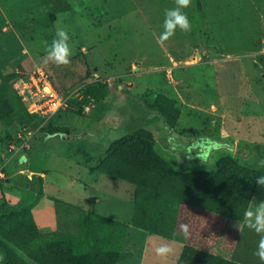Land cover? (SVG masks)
Wrapping results in <instances>:
<instances>
[{
    "label": "rangeland",
    "instance_id": "obj_1",
    "mask_svg": "<svg viewBox=\"0 0 264 264\" xmlns=\"http://www.w3.org/2000/svg\"><path fill=\"white\" fill-rule=\"evenodd\" d=\"M173 6L174 0H0V70L10 105L0 114V205L30 202L43 231L79 227L74 220L80 207L55 203L43 214L40 205L48 200L35 195L31 181L32 170L40 168L57 200L85 203L88 185L94 188L90 202L99 195L93 211L128 223L116 264H177L186 245L240 264H260L253 255L260 237L244 220L181 203L173 234L157 235L133 212V184L84 167H95L104 156L100 139L82 136L95 129L96 121L100 128L117 126L119 136L150 126L156 152L183 172L214 170L223 157L249 168H256L258 155L264 159V0H192L184 10L191 31L177 29L161 44L163 13ZM59 27L68 31L73 52L66 66L45 59V42L51 43ZM36 67L73 95L52 117L29 113L13 86ZM148 92L175 100L180 114L172 129L155 118ZM78 110L83 115L75 114ZM105 117L118 121L113 126L102 121ZM45 125L66 127L69 134L51 139L55 136L42 131ZM18 135L29 136L28 146L10 158L8 145ZM262 201L264 187L257 185L249 208ZM164 245L171 254L157 256Z\"/></svg>",
    "mask_w": 264,
    "mask_h": 264
},
{
    "label": "trees",
    "instance_id": "obj_2",
    "mask_svg": "<svg viewBox=\"0 0 264 264\" xmlns=\"http://www.w3.org/2000/svg\"><path fill=\"white\" fill-rule=\"evenodd\" d=\"M51 19L54 20L53 13ZM85 87L90 93L91 84ZM6 88V76L4 70H0V114L10 106L6 100ZM147 96L155 118L168 130L172 129L180 114L175 100L152 92ZM75 114L83 115V111L78 110ZM42 131L46 135L69 134L68 128L56 125H45ZM155 141L150 126L134 128L107 141L103 158L91 170L133 184V212L148 221L152 232L157 235L169 237L173 234L181 203L243 220L244 211L249 208L255 193V179L262 175V169L249 168L231 157H223L211 171H179L156 152ZM31 181L35 182V195L42 194L41 177L35 175ZM79 212L74 220L79 227L43 231L36 225L30 202L22 201L12 207L0 205V262L116 264L121 259L128 225L92 211ZM177 264L240 263L186 245Z\"/></svg>",
    "mask_w": 264,
    "mask_h": 264
},
{
    "label": "clouds",
    "instance_id": "obj_3",
    "mask_svg": "<svg viewBox=\"0 0 264 264\" xmlns=\"http://www.w3.org/2000/svg\"><path fill=\"white\" fill-rule=\"evenodd\" d=\"M192 4V0H174V6L166 8L163 13V31L159 34L158 41L163 44L173 37L179 29L181 32H189L192 29V22L189 20L185 9ZM75 10L79 12L81 9L75 5ZM70 36L68 31L63 28H57L55 36L51 43L45 42V59L57 66H66L71 62L73 55L69 44ZM202 142L206 145L216 148L218 144L211 138H202ZM257 169L264 168V159H257L255 162ZM255 182L258 186L264 187V175L256 177ZM244 226L255 232L260 238L256 251L253 253L260 264H264V201L254 204V207L246 209L243 214ZM187 234V228H184ZM172 249L168 245L158 247L156 255L167 257L171 254Z\"/></svg>",
    "mask_w": 264,
    "mask_h": 264
},
{
    "label": "built area",
    "instance_id": "obj_4",
    "mask_svg": "<svg viewBox=\"0 0 264 264\" xmlns=\"http://www.w3.org/2000/svg\"><path fill=\"white\" fill-rule=\"evenodd\" d=\"M13 86L27 111L43 117L52 116L65 108L73 96L72 92L58 89L51 75L45 69L38 67L17 77L13 81ZM28 138L29 136L25 138L18 135L15 140L10 141L8 145L10 158L28 146Z\"/></svg>",
    "mask_w": 264,
    "mask_h": 264
},
{
    "label": "crops",
    "instance_id": "obj_5",
    "mask_svg": "<svg viewBox=\"0 0 264 264\" xmlns=\"http://www.w3.org/2000/svg\"><path fill=\"white\" fill-rule=\"evenodd\" d=\"M55 85V84H54ZM56 86V85H55ZM119 90H121V87H119ZM128 90H129V88H128ZM109 121V122H107V123H110V124H116L117 123V121H118V117L116 118V117H105V119H103L102 121ZM96 126H95V129L94 130H92V131H87L85 134H83L82 136H84L85 138H88V139H95V138H98V139H100V141H101V143L103 144V148L104 149H106V147H107V141H110V140H105V139H107L108 137H106V136H108V134L109 135H111L113 132L117 135V136H115L116 138L117 137H119V135H118V133H120L119 131H118V129L116 128L117 126H114L115 128H113V129H108L109 127H107V125H103L102 126V128H100V126H99V123L96 121ZM165 127V126H164ZM107 129H108V131H107ZM97 134H101V137H98V136H100V135H97ZM48 136H55V135H48ZM109 137H111V136H109ZM112 138V137H111ZM51 139H58V136H55V137H51ZM86 169H87V171L89 172V173H91V174H93V173H95V172H99V171H96V170H91V169H93V168H95V167H90V166H84ZM32 173H33V176H39V177H41V179H42V197H41V199L43 198V199H47L48 200V205L47 204H45V205H40V209H43V210H45V211H43V214L44 213H46V212H48V209L50 208V206H51V204L53 205V204H59L60 206H62V207H66V208H73V207H80L81 209H83V210H85V211H91L93 208H97V207H99L98 206V203H99V195H92L91 196V198L93 199V202H90V200H89V198H90V196L88 195V192L89 191H93L94 190V188H93V190H92V187H90V186H88V185H85L86 187H89V188H86V195H87V199H85V203L83 202V203H81V204H78V202H75V201H63V200H57L56 198H55V196L54 195H51V194H49L48 193V191H47V188H48V184H49V181L47 180V176H46V172L44 171V170H42V169H40V168H38V169H36L35 171H32ZM102 173V172H101ZM104 174V173H103ZM76 180V179H75ZM96 191V190H95ZM98 193V192H97ZM96 194V193H95ZM93 207V208H92ZM48 208V209H47ZM51 209V208H50ZM98 209V208H97ZM93 211V210H92ZM50 213H51V210L49 211ZM93 212H95V213H97L96 211H93ZM116 212V211H115ZM41 214V213H40ZM98 214V213H97ZM102 215V214H101ZM34 216H35V211H34ZM123 223H125V222H123ZM125 224H128V223H125Z\"/></svg>",
    "mask_w": 264,
    "mask_h": 264
},
{
    "label": "flooded vegetation",
    "instance_id": "obj_6",
    "mask_svg": "<svg viewBox=\"0 0 264 264\" xmlns=\"http://www.w3.org/2000/svg\"><path fill=\"white\" fill-rule=\"evenodd\" d=\"M257 154H258V153H257ZM258 156H260V155H258ZM258 156H257L256 158H259V159H260V157H258Z\"/></svg>",
    "mask_w": 264,
    "mask_h": 264
},
{
    "label": "water",
    "instance_id": "obj_7",
    "mask_svg": "<svg viewBox=\"0 0 264 264\" xmlns=\"http://www.w3.org/2000/svg\"><path fill=\"white\" fill-rule=\"evenodd\" d=\"M248 167H252V166L248 165Z\"/></svg>",
    "mask_w": 264,
    "mask_h": 264
}]
</instances>
